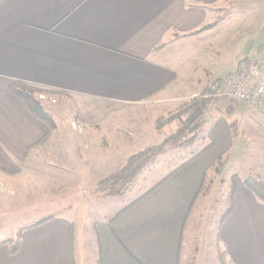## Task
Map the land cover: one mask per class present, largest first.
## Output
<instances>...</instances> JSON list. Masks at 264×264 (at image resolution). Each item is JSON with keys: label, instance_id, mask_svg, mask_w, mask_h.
<instances>
[{"label": "crops", "instance_id": "1", "mask_svg": "<svg viewBox=\"0 0 264 264\" xmlns=\"http://www.w3.org/2000/svg\"><path fill=\"white\" fill-rule=\"evenodd\" d=\"M244 6L254 9L245 15ZM259 13L264 0H0V179L25 176L30 186L47 187V202H67L88 184L96 190L125 164L104 174L93 161L119 144L108 130L114 117L101 126L71 128L68 146L57 124L62 117L51 116L50 132L9 92L11 83L61 93L80 110L134 109L145 117L155 104L151 113L171 106L167 115L237 71L241 62L226 72L224 59L240 58L243 28ZM256 26L249 33L256 34ZM256 58L264 61V49ZM209 108L217 109L201 125L198 152L206 150L183 161L112 223H92L95 264H200L209 254L206 234L198 250L191 243L197 220L208 218L205 182L215 185L210 173L219 163L224 176L228 171L223 184L233 192L230 210L214 227L210 264H264V204L239 174L247 170L245 176L264 183V114L241 113L223 100ZM240 121L250 124L249 147ZM79 216L59 209L43 225L23 230L16 255L0 245V264H79Z\"/></svg>", "mask_w": 264, "mask_h": 264}, {"label": "rangeland", "instance_id": "2", "mask_svg": "<svg viewBox=\"0 0 264 264\" xmlns=\"http://www.w3.org/2000/svg\"><path fill=\"white\" fill-rule=\"evenodd\" d=\"M240 8L243 7L236 6L235 9ZM250 9L253 10L254 8L252 6H244V9L242 10L243 12H240L246 15L251 12ZM235 12L238 13L239 11L235 10ZM248 24L251 27L245 26V28H243L245 30L242 32V42L240 45L242 50L239 53L240 58L237 59L238 53H236V57L228 56L224 59L226 63V72L228 69L235 68V65L242 61L256 60V56L258 55L256 54V49L258 51L260 45L264 47V14H256L254 20L250 19ZM255 24H257L256 34H254V32L252 34L249 33L251 29L253 30L255 28ZM255 41L258 42L256 48H254L253 45ZM259 68L260 75L264 79L263 60L259 63ZM41 94L45 96V99H40V94H36L35 98L40 102L45 112L50 117H62V122H58L57 124L59 130L66 134V144H68V146H70L69 141H71L68 138L72 134L71 128L73 130H79L81 127L93 128L97 127V125L99 126L100 121L105 120L107 116L115 118L109 119L107 124L110 127L108 130L113 132V135L119 144L107 148L103 156H94V164L98 167L100 172L106 174L113 167L114 170L119 168L122 163L126 164L130 156L143 150L145 151L136 162L138 164H145L132 181L125 182L122 180L117 183V185H114V195L112 197L105 196L103 193H98L93 185L88 184L82 187L81 191H77L75 195L71 197V200H68L67 202H47V195L43 196V193H47V187L41 185L32 187L29 185L32 180L25 178V176L14 180L9 179L3 181L0 179V240L10 239L11 241H14L18 230L21 228H27L32 224L41 221L59 209L69 210L70 215L73 217L75 214L80 215L77 221L81 236L77 234L78 230H76L74 244L78 263L95 264L97 259V249L94 241L89 238L91 225H93L95 221H108L130 202L150 190L157 182L172 172V170L183 161L190 159L193 155L198 153L204 144L203 129H199L194 134L196 139L191 146L177 147L169 145L168 147H162L159 151H156L157 145L179 128L182 120L175 118L171 123L165 125V128L163 127L164 129L161 128L162 130H157L155 126L170 118L171 115L176 114L179 106L166 115L167 112L165 111L171 106L165 111L161 110L151 113L149 110L150 108L152 110L157 108L155 104H151L149 105L150 108H148V114L145 117H142L138 111L134 109L123 112H114L116 111L115 109L110 111V108L107 107L94 108L93 111H89V108H86V110H80L79 108L74 107L73 102H69L68 100L65 101L68 97L61 93ZM224 102L227 103L228 101ZM215 109L217 108L211 109L207 107L203 110L200 116V124L203 127L209 121L211 116L215 114ZM236 109L238 111L242 110L241 113L244 114L245 111L264 114L257 110L238 106H236ZM158 112L164 116L158 117ZM119 116L122 118L118 119ZM73 118H75V121ZM234 120H236L235 117ZM56 121H58V119H56ZM70 121L72 122L70 123ZM238 122L239 121H237V123ZM249 129L250 124L248 122L242 123L240 121L238 131L244 132L243 141H249L248 147L250 146L252 138ZM187 135L186 138L193 136ZM221 165L222 164L219 163V165L215 166V168L218 169L216 173L221 172ZM216 173L214 170L210 173L212 181L215 179V185H208L206 180L205 186H207L211 192L206 193L202 198L206 205L207 203L211 205V210L209 208L207 209V212L209 211L207 219H204L203 215L201 220H197L198 223L195 225L196 230L194 231V239L191 243V248L193 250H198L201 234H206L205 248H207L209 254L205 258L203 257L202 261L199 260L200 264H210L211 261L213 262L215 249L214 227L218 224L220 218L229 206V187L228 184H223L224 179H228V176H226L228 171L225 172V176L222 172L217 175ZM239 174H241L243 179L250 175L247 170L245 172L243 170ZM38 183L41 184V181H38ZM213 192H215L214 197ZM35 198H37L36 201H34ZM192 264L197 263L195 261Z\"/></svg>", "mask_w": 264, "mask_h": 264}, {"label": "trees", "instance_id": "3", "mask_svg": "<svg viewBox=\"0 0 264 264\" xmlns=\"http://www.w3.org/2000/svg\"><path fill=\"white\" fill-rule=\"evenodd\" d=\"M263 49L264 47L260 46L257 54L260 55ZM219 89H220L219 86H213L204 90L201 94L191 99L189 102L181 104L178 107L176 114L171 115L170 118L157 124L155 128L158 130L163 128L165 125L171 123L175 118L182 120L181 126L177 128L173 133H171L168 137H166L163 141H161L159 145H157L156 151H159V149L162 147H168L169 145H173L177 147H187L193 145L194 140L196 139V136L194 134L199 129H201V124H200L201 113L203 112V110H205L207 107L212 105L214 102L219 101V99L216 98L204 99L201 96L205 93H209V94L217 93ZM9 92L19 101H21V103L25 106V108L27 109V111L31 116L46 124L50 132L54 129V123L52 118L45 112L40 102L35 98V95L41 93L50 94L57 92L43 90L21 82L11 83L9 86ZM187 134L193 136L186 138ZM204 150H206V148L195 154L194 158L200 155ZM144 151L145 150L138 152L133 156H130L126 164L121 169L111 173L109 176L99 181L96 187L97 192L103 193L105 196L112 197L114 195L113 193L114 185H117V183L121 182L122 180H124L125 182L132 181L135 178V176L139 173V171L144 167L145 163L138 164L136 162V160H138L142 156ZM162 181H160L159 183H161ZM244 185L257 198V200H259L262 204H264V183L262 181L253 179L251 177H246L244 178ZM156 187H157L156 185L153 186L150 190L142 194L140 197L130 202L122 210H120L112 218H110L108 220V223L109 224L112 223L119 215H121L123 212H125L127 209H129L131 206H133L135 203L141 200L144 196H146ZM232 192L233 189L230 193V197H229L230 200L232 197ZM230 208L231 206H229L226 213H228ZM50 219L51 218H44L43 220L38 221L27 228H21L20 230H18L14 241L7 240L1 242L0 245L7 244L9 248V254L11 256L16 255L20 250L21 232L26 229L39 227L44 223H46L47 221H49Z\"/></svg>", "mask_w": 264, "mask_h": 264}, {"label": "built area", "instance_id": "4", "mask_svg": "<svg viewBox=\"0 0 264 264\" xmlns=\"http://www.w3.org/2000/svg\"><path fill=\"white\" fill-rule=\"evenodd\" d=\"M201 97L232 102L238 107L264 113V82L260 77L259 62H241L237 71L224 80L217 93H205ZM39 98L43 100L45 96L40 94Z\"/></svg>", "mask_w": 264, "mask_h": 264}]
</instances>
